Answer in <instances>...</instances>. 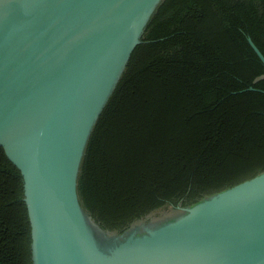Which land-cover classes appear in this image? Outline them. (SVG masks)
<instances>
[{"label":"water","instance_id":"1","mask_svg":"<svg viewBox=\"0 0 264 264\" xmlns=\"http://www.w3.org/2000/svg\"><path fill=\"white\" fill-rule=\"evenodd\" d=\"M161 1L0 0V149L32 264H264V171L121 233L81 206L88 139Z\"/></svg>","mask_w":264,"mask_h":264},{"label":"trees","instance_id":"2","mask_svg":"<svg viewBox=\"0 0 264 264\" xmlns=\"http://www.w3.org/2000/svg\"><path fill=\"white\" fill-rule=\"evenodd\" d=\"M264 0H162L88 139L78 174L104 231L264 171ZM19 171L0 149V264H32Z\"/></svg>","mask_w":264,"mask_h":264}]
</instances>
